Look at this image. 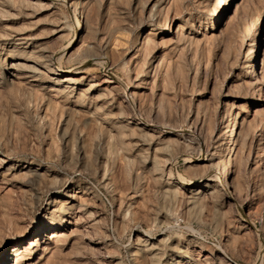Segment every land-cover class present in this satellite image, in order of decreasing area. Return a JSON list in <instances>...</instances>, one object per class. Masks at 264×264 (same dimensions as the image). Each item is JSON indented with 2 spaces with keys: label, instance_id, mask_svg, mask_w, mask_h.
I'll return each mask as SVG.
<instances>
[{
  "label": "rangeland",
  "instance_id": "1",
  "mask_svg": "<svg viewBox=\"0 0 264 264\" xmlns=\"http://www.w3.org/2000/svg\"><path fill=\"white\" fill-rule=\"evenodd\" d=\"M263 54L264 0H0V261L264 264Z\"/></svg>",
  "mask_w": 264,
  "mask_h": 264
},
{
  "label": "bare ground",
  "instance_id": "2",
  "mask_svg": "<svg viewBox=\"0 0 264 264\" xmlns=\"http://www.w3.org/2000/svg\"><path fill=\"white\" fill-rule=\"evenodd\" d=\"M179 7V6H178ZM79 26H81L80 25V21H78V27ZM168 30H170V29H168ZM146 39V38H145ZM161 41V40H160ZM262 40H260V38L257 40V42L258 43H260ZM257 46H259V44L257 45ZM255 50V49H254ZM257 52H258V50H257ZM264 55V54H263ZM256 56H257V54H256ZM256 56H255V58L253 59V61H252V63L250 64V66H249V71L250 70H252V72H250L249 74L251 75L250 77H252V79H254L253 81V83H255V85H256V88H259V90H262V88H263V83H264V56H262L263 58L261 59V63H260V61L258 62V60L256 59ZM260 60V59H259ZM261 64V65H260ZM157 67V66H156ZM53 68V67H52ZM52 70H54V69H52ZM50 71V70H49ZM249 76V75H248ZM264 90V89H263ZM262 90V91H263ZM249 114L250 113H246L245 114V116H241V118H240V115H241V112L240 111H238L237 113H235L233 116V120H232V129L230 130L231 131V137H229L230 138V141H229V143H230V146H229V152H230V157H232V159H233V161L232 162H234V164H235V167H236V165L237 166H240V168L238 167V169H242L241 168V166L243 165V162L245 161V158H244V156L246 157L247 155V159H246V161H245V167H246V169L247 170H249L250 169V165H249V161H250V159L253 157V153H254V149H253V147H254V144L255 145H257L258 146V144L260 145V147L261 146H264V145H261L262 144V142L263 141H261L258 137H257V139H255L256 141H253L252 143H251V149L250 150H248V152H247V155H244L245 154V148H247L248 146H247V141H246V138L248 137V135L246 136V133H245V130H244V128H245V122L247 121V119H248V117H249ZM256 116V115H255ZM254 116V117H255ZM231 117V116H230ZM257 117V116H256ZM253 118V117H252ZM251 118V119H252ZM251 119H249V121H251ZM258 119L260 120V118L258 117ZM253 120V119H252ZM248 121V122H249ZM254 121V120H253ZM253 121H252V123H253ZM255 123H258V121L256 122L255 121ZM249 124H251V123H249ZM248 124V125H249ZM259 124H262V123H260L259 122ZM247 125V126H248ZM252 125V124H251ZM255 126H256V124H255ZM260 126V125H259ZM258 126V127H259ZM262 126V125H261ZM231 127V126H230ZM249 127V126H248ZM251 127V126H250ZM253 127H254V125H253ZM252 128V127H251ZM253 129V128H252ZM259 129V128H258ZM257 129V130H258ZM261 129V128H260ZM228 130V129H227ZM239 131H240V133H239ZM259 131H263L262 129L261 130H259ZM252 132V131H251ZM256 132V131H255ZM261 133V132H260ZM227 134V133H226ZM229 134V133H228ZM247 134H249V132L247 133ZM253 134V132L252 133H250V136ZM262 134H263V132H262ZM245 135V137L246 138H244L243 136ZM229 136V135H228ZM264 136V135H263ZM223 138V137H222ZM226 138H227V136H226ZM251 138V137H250ZM248 139V138H247ZM223 140H225V139H223ZM220 142H222V141H220ZM225 141H223V143H224ZM256 142H257V144H256ZM222 144V143H221ZM226 144H227V141H226ZM240 146L239 147V151L241 152V154L243 155H241V157L238 159V158H236L237 156H236V150H237V146ZM224 146V145H223ZM247 146V147H246ZM227 147H228V144H227ZM227 147H225V148H227ZM256 147V146H255ZM220 148V147H219ZM262 148V147H261ZM238 151V150H237ZM239 152V153H240ZM257 152V151H256ZM258 152H261V149H260V151H258ZM263 152V151H262ZM261 152V153H262ZM223 153V152H222ZM264 153V152H263ZM225 154V153H224ZM260 155V154H259ZM239 157V156H238ZM255 159V158H254ZM230 161H229V163H227V164H223L221 167H222V172H221V174H217L215 177L213 176V177H211V178H208L207 179V184L206 185H204L205 187H207V186H209V185H211L212 183H214V182H216V181H218L219 182V184H221V188H223V189H225L226 191H230V186L228 185V182H227V177H228V174H229V171H230V168H229V166H230V164H231V159H229ZM219 162V161H218ZM222 164V163H221ZM233 164V163H232ZM234 164L231 166V167H233L234 166ZM233 169V168H232ZM237 169V170H238ZM236 170V169H235ZM241 172L243 171V170H240ZM246 171V170H245ZM232 172H234L233 170H232ZM241 174L239 173V170H238V177H237V180H236V183H235V187H236V190H238V191H242L243 190V188H242V177L240 176ZM231 183H233V182H231ZM179 184L180 185H182V186H186V185H190V186H196L197 184L196 183H188L187 182V180L186 179H180L179 180ZM215 184V183H214ZM234 184V183H233ZM233 184H232V187H233ZM220 186V185H219ZM244 186V185H243ZM231 187V188H232ZM233 190H235V188H232ZM234 191V192H237V191ZM224 191V190H223ZM201 192V191H200ZM250 192V191H249ZM228 194V193H227ZM226 194V195H227ZM234 194V193H233ZM236 195V194H235ZM229 196V195H228ZM243 224V223H242ZM240 229V227H236V230L238 231ZM242 230V229H241ZM58 235H56V232H54V233H52L51 234V238L49 239V241L50 240H54V241H58V240H55L54 238H56ZM19 246V245H18ZM14 251L15 252H17L18 251V249L17 250H15V248H14ZM20 252V251H19ZM13 255V254H12ZM17 255V253L15 254V256ZM2 261H0V264H6V262H8V260L9 259H7V257L6 256H2Z\"/></svg>",
  "mask_w": 264,
  "mask_h": 264
}]
</instances>
